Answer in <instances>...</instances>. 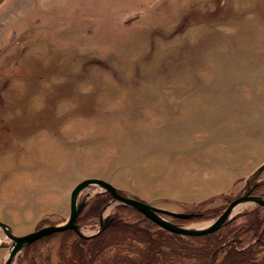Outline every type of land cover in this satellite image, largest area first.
I'll list each match as a JSON object with an SVG mask.
<instances>
[{"label": "rangeland", "instance_id": "rangeland-1", "mask_svg": "<svg viewBox=\"0 0 264 264\" xmlns=\"http://www.w3.org/2000/svg\"><path fill=\"white\" fill-rule=\"evenodd\" d=\"M152 5L121 27L102 19L104 0H91L88 22L70 10L55 21L37 13L20 25L23 34L14 29L17 37L1 45L0 221L16 236L68 221L72 193L89 179L194 214L161 217L198 231L235 199L264 198V170L250 180L264 164V0ZM111 197L100 185L80 193L78 203L86 204L77 223L85 236L98 233L101 218L120 227L145 221ZM258 207L238 205L210 234L164 235L156 264L210 263L202 256L205 237L220 242L212 249L225 246ZM3 234L0 264L10 254L12 264H72L74 233L24 247ZM258 250L255 264H264V245ZM143 251L119 233L103 242L94 264H138Z\"/></svg>", "mask_w": 264, "mask_h": 264}, {"label": "trees", "instance_id": "trees-1", "mask_svg": "<svg viewBox=\"0 0 264 264\" xmlns=\"http://www.w3.org/2000/svg\"><path fill=\"white\" fill-rule=\"evenodd\" d=\"M264 208L258 207L250 217V223L239 235L233 237L232 241L225 246L210 248L220 243L215 236L205 237L210 240V245L202 250L203 259L211 262L205 264H255L258 248L264 245ZM145 221L140 224H121V227L111 221L105 229L93 237L83 238L73 231L63 233H74L76 240L72 247V264H94L96 252L106 239H116L121 236L133 237L144 245L142 261L138 264H156V257L162 247L163 237L168 234L173 238H181L175 233L163 230L157 224L144 217ZM108 232V234H106ZM106 234V236H105ZM256 242V243H254Z\"/></svg>", "mask_w": 264, "mask_h": 264}, {"label": "water", "instance_id": "water-1", "mask_svg": "<svg viewBox=\"0 0 264 264\" xmlns=\"http://www.w3.org/2000/svg\"><path fill=\"white\" fill-rule=\"evenodd\" d=\"M264 170V164L258 168V170L250 177V180L255 178L257 175L259 176V173H261ZM93 185H100L105 188V190L112 196L114 201H119L122 204L131 207L132 209H135L142 214H144L147 218H149L151 221H153L155 224L160 226L161 228L170 231L175 234L184 235V236H202L206 234H210L211 232H216L219 230L229 219L231 216L233 210L240 204L246 203V202H254L259 206L264 207V198L251 194H246L244 196H241L237 199H235L233 202L230 203V205L227 207V209L218 217L217 220L209 227L205 229H188L181 227L174 222L166 221L163 217H161V214L168 215L171 217L179 218V219H189L194 214H186L185 213H176L164 209L156 208L144 201L137 200L136 198H129L126 196H122L120 192L112 186V184H109V182L103 181L101 179H89L82 183H80L75 190L72 193V200H71V216L68 221H66L64 224L60 225H49L45 226L43 228L38 229L37 231L25 235V236H16L13 233V229L11 226L3 223L0 221V227L4 228L6 231L7 237L10 238L14 244L17 245V247H24L27 245H30L39 239H42L46 236L53 235L55 233L59 232H65L68 230H74L80 237L83 238H89V236H85L81 232V228L77 223L78 217L81 214L83 208L85 207L86 202L78 203V198L80 193L87 188L88 186ZM101 220H103L101 218ZM13 254H10L8 257V260L6 264H12L13 262Z\"/></svg>", "mask_w": 264, "mask_h": 264}, {"label": "crops", "instance_id": "crops-1", "mask_svg": "<svg viewBox=\"0 0 264 264\" xmlns=\"http://www.w3.org/2000/svg\"><path fill=\"white\" fill-rule=\"evenodd\" d=\"M144 0H104L107 10L102 16L106 19V24L112 27H121V22L133 23L135 20L140 19L147 9L153 8L152 1L147 8H141ZM91 0H0V56L3 50L2 44H6L12 37H17L16 33H22L20 25L25 20L42 13L40 16L49 14L53 20L59 19L61 13L70 10L71 14H79L80 22H88L92 20L87 10ZM71 9H68V8ZM78 7L81 8L80 12ZM76 20V21H77ZM16 29V33H14ZM61 33V32H60ZM4 44V45H5ZM5 49L7 47L5 46ZM1 248V246H0Z\"/></svg>", "mask_w": 264, "mask_h": 264}, {"label": "flooded vegetation", "instance_id": "flooded-vegetation-1", "mask_svg": "<svg viewBox=\"0 0 264 264\" xmlns=\"http://www.w3.org/2000/svg\"><path fill=\"white\" fill-rule=\"evenodd\" d=\"M2 129V128H1ZM112 221V219L111 220H109V221H107V222H104L103 220H101L100 221V224H101V227H100V230L98 231V233H100L102 230H104L105 229V227H106V225H108V223H110ZM2 222V221H1ZM3 223H5V222H3ZM104 223H106L105 225H104ZM5 224H7V223H5ZM7 225H9V224H7ZM10 226V225H9ZM0 229L4 232V234L3 235H5L4 237H7V234H6V231L4 230V228H2V227H0ZM97 233V234H98ZM1 247H3L2 245H0Z\"/></svg>", "mask_w": 264, "mask_h": 264}]
</instances>
